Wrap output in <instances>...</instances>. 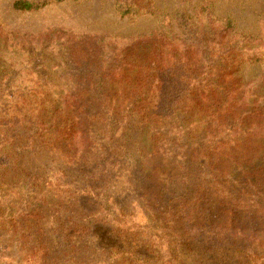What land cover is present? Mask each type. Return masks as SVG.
<instances>
[{
    "label": "rangeland",
    "instance_id": "1",
    "mask_svg": "<svg viewBox=\"0 0 264 264\" xmlns=\"http://www.w3.org/2000/svg\"><path fill=\"white\" fill-rule=\"evenodd\" d=\"M16 1L0 264H264V0Z\"/></svg>",
    "mask_w": 264,
    "mask_h": 264
},
{
    "label": "trees",
    "instance_id": "2",
    "mask_svg": "<svg viewBox=\"0 0 264 264\" xmlns=\"http://www.w3.org/2000/svg\"><path fill=\"white\" fill-rule=\"evenodd\" d=\"M46 4V3H45ZM40 4L34 2V1H30V0H18L16 2H14L13 4V8L16 11H20V12H30V11H35L40 9ZM121 14L122 15H128L131 13H139V7L137 6V4L133 1L131 2H127L125 5H122L121 8Z\"/></svg>",
    "mask_w": 264,
    "mask_h": 264
}]
</instances>
